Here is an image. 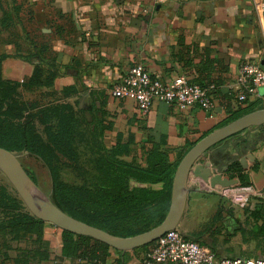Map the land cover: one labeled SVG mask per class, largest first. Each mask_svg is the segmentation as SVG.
Segmentation results:
<instances>
[{
    "label": "crops",
    "instance_id": "1",
    "mask_svg": "<svg viewBox=\"0 0 264 264\" xmlns=\"http://www.w3.org/2000/svg\"><path fill=\"white\" fill-rule=\"evenodd\" d=\"M257 2L264 5V0H50L37 25L45 54L58 70L55 91L75 107L85 129L103 131L100 140L107 146L133 139L131 151L140 157L143 145H158L169 163L179 164L197 142L231 118L264 106V87L240 102L234 86L242 62H264V13L257 15ZM38 62L35 55L9 57L2 63L3 76L21 82L33 75ZM136 64L164 81L185 75L190 81L218 84L213 114L157 102L142 115L133 100L112 98L111 86ZM65 88L70 92L64 94ZM204 161L226 182L235 179L229 170L238 164L249 186L264 191V125L217 144ZM189 185L190 194L216 197L210 200L215 215L222 203L219 186L211 188L196 177ZM140 186L160 190L163 183ZM189 205L190 196L187 210ZM43 240L48 258L30 264H87L62 256L59 228L45 223ZM17 256L0 244V264H15ZM144 256L137 249L111 250L106 264H143Z\"/></svg>",
    "mask_w": 264,
    "mask_h": 264
},
{
    "label": "trees",
    "instance_id": "2",
    "mask_svg": "<svg viewBox=\"0 0 264 264\" xmlns=\"http://www.w3.org/2000/svg\"><path fill=\"white\" fill-rule=\"evenodd\" d=\"M46 49L45 45L32 53L39 58V62L35 65L33 75L25 81H13L5 78L2 71L0 73V147L14 152L28 151L47 163L52 171L54 200L69 215L122 237L134 236L149 230L153 225L157 226L169 211L172 180L178 165V162L169 163L168 155L158 145L141 147L142 164H140L135 160L125 159L132 154L130 145L133 139L126 144L119 141L116 145L107 146L100 140L103 131H89L93 146L101 147L105 151L106 156L100 161L105 165L103 180L86 187L71 186L57 179L55 167L52 166L53 157L58 154L71 161L78 159L79 152L75 142L78 131L82 126L84 127L85 121L77 113L75 116L72 109L67 113L60 106L45 108L36 105L38 109L36 114H25L18 108L15 99L19 88L54 87L58 70L47 58ZM9 57L12 56L7 53L0 54V69L3 61ZM192 82L207 89L212 96L218 87L214 82ZM70 90L65 88L63 92L67 94ZM52 94L57 95V91L53 90ZM262 107L264 106L260 108ZM35 116H40L45 126L43 135H36L37 137L34 136L32 127ZM23 117L27 119L23 123L17 124L13 121V118ZM229 176L235 179L230 180L228 188L250 185L247 175L238 164L231 166ZM131 179L148 184L163 183V187L160 190L131 187L129 184ZM33 180L37 182L34 178ZM223 213L224 205L221 203L213 222L223 219ZM251 215L255 219L253 226H248L247 223L234 218L232 214H230V225L244 237L249 234L264 242V214L261 213L260 216V212L257 211L251 212ZM137 218L141 219L145 230L136 231L131 226L129 228L128 224ZM44 226L45 222L33 216L13 190L6 186L0 187V244L18 252L17 258L14 259L15 264H30L32 260L42 261L48 258V250L43 240ZM204 233L206 231L201 235ZM185 237L204 245L200 237L189 238L186 235ZM62 239V256L74 262L106 264L110 251L114 250L91 237L68 231H62ZM14 241L17 243L16 246L13 245ZM20 242H24L25 247L19 246ZM153 244L139 248L137 251L142 250L146 253Z\"/></svg>",
    "mask_w": 264,
    "mask_h": 264
},
{
    "label": "rangeland",
    "instance_id": "3",
    "mask_svg": "<svg viewBox=\"0 0 264 264\" xmlns=\"http://www.w3.org/2000/svg\"><path fill=\"white\" fill-rule=\"evenodd\" d=\"M49 1L0 0V54L7 53L13 57H29L32 53L45 46V41L41 37L40 27L37 25V17L42 16L40 13L41 8H45ZM1 71L2 69H0V73ZM23 81L25 80L21 82ZM53 90L55 91L54 87L41 89L19 88L15 96L16 104L25 114H36L38 111L36 105H38V107L42 106L45 108L60 106L67 113L72 109L76 116L75 107L67 100H64L63 97L60 96L59 98L58 92L57 95L52 94ZM26 120L24 117L13 118V121L17 124ZM32 127L34 136L43 135L45 126L40 116H35ZM91 140L92 137L89 131L84 130L82 126L78 131L75 142V147L79 152L78 159L71 161L58 154L53 157L52 166L55 167L57 179L60 182L71 186L90 187L103 180L105 165L100 163V161L105 158V151L101 147L93 146ZM19 153L21 154V162L27 172L37 181L42 190L50 195L52 193V171L49 165L28 151ZM125 159L127 161L135 160V162L137 161L136 163L142 164V158L136 152L126 156ZM134 182L137 186H133ZM129 184L131 187H141V184L147 183L131 179ZM1 186L8 187L17 195L2 173H0ZM234 188L236 187H229L228 189ZM218 190L224 193L227 191L221 186H219ZM201 194L198 196L191 192L189 195L190 205L181 226L178 228L180 232L189 238L200 237L203 244L212 249L219 257H254L264 253V242L261 239H255L249 234L244 237L241 232L233 229L229 221L230 214H232L234 218L247 223L248 226H253L255 219L251 212L259 211L260 216L261 213L263 214L264 197L253 196L250 203L241 206L225 195L217 193L222 197L224 213L222 215L223 219L213 222L214 211L210 200L216 201L217 199L216 197L209 198L206 196L210 193ZM140 220L138 218L133 219L128 224L129 228L131 226L136 231L145 230V225ZM153 227L155 225L150 227L149 230ZM204 231L206 233L201 235Z\"/></svg>",
    "mask_w": 264,
    "mask_h": 264
},
{
    "label": "water",
    "instance_id": "4",
    "mask_svg": "<svg viewBox=\"0 0 264 264\" xmlns=\"http://www.w3.org/2000/svg\"><path fill=\"white\" fill-rule=\"evenodd\" d=\"M261 67L264 69V62ZM263 125L264 108H260L238 117L197 142L177 165L172 180L170 207L163 221L148 231L129 237L111 234L62 210L55 202L53 192L50 195L45 193L27 172L19 152L0 147V173L5 176L33 216L62 231L88 236L114 250L127 252L154 243L166 232L181 226L188 208L191 177L201 179L211 188L228 187L231 182H226L221 173H213L211 163L205 162V158L212 148L224 140Z\"/></svg>",
    "mask_w": 264,
    "mask_h": 264
},
{
    "label": "built area",
    "instance_id": "5",
    "mask_svg": "<svg viewBox=\"0 0 264 264\" xmlns=\"http://www.w3.org/2000/svg\"><path fill=\"white\" fill-rule=\"evenodd\" d=\"M166 0H157L163 3ZM258 16L264 13V5L257 2ZM237 99L246 102L249 96L257 94L264 87V69L257 62L245 61L239 66L234 83ZM110 95L116 100L130 99L138 111L147 115L157 102H166L181 110L198 107L213 114L214 97L201 85L181 75L170 81L153 76L141 64L131 67L129 72L110 88ZM220 192L241 206L250 203L253 196L264 197V191L251 186L236 187ZM223 190V191H224ZM143 264H264V253L257 257H219L212 249L189 240L178 229L166 232L145 253Z\"/></svg>",
    "mask_w": 264,
    "mask_h": 264
}]
</instances>
